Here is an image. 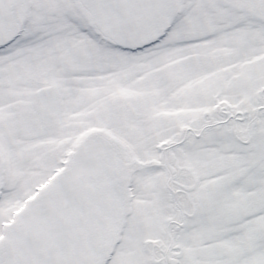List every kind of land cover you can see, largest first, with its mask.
<instances>
[{"label":"snow or ice","instance_id":"obj_1","mask_svg":"<svg viewBox=\"0 0 264 264\" xmlns=\"http://www.w3.org/2000/svg\"><path fill=\"white\" fill-rule=\"evenodd\" d=\"M0 264H264V0H0Z\"/></svg>","mask_w":264,"mask_h":264}]
</instances>
